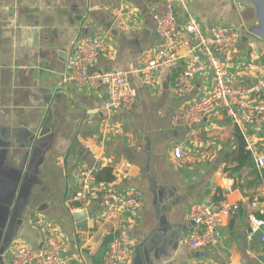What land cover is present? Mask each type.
<instances>
[{
  "label": "crops",
  "instance_id": "1",
  "mask_svg": "<svg viewBox=\"0 0 264 264\" xmlns=\"http://www.w3.org/2000/svg\"><path fill=\"white\" fill-rule=\"evenodd\" d=\"M188 1L206 34L219 25L239 30L229 83L250 88L264 80V0ZM174 8L179 60L147 86L140 71L163 44L155 18L169 13L167 0H0V206L11 198L15 178L20 204L5 264H12L16 244L38 249L49 232L64 240L63 257L71 264H102L115 234L131 244L127 264H264L262 232L251 223L252 216L264 220V171L253 156L264 155V124L247 127L244 138L218 108L194 128L176 125L175 115L208 96L214 78L199 74L190 93L175 96L194 40L180 5ZM94 38L108 42L97 71L123 70L138 93L129 112L100 114L104 89L64 84L73 45ZM256 98L264 101V92ZM248 144L255 150L249 160L241 151L244 145L249 152ZM175 148L187 156L175 159ZM79 163L95 173L86 204L94 228L85 231L72 209ZM107 192H142L144 207L105 221L101 197ZM224 200L238 209L215 243L191 248L199 228L190 207Z\"/></svg>",
  "mask_w": 264,
  "mask_h": 264
},
{
  "label": "built area",
  "instance_id": "2",
  "mask_svg": "<svg viewBox=\"0 0 264 264\" xmlns=\"http://www.w3.org/2000/svg\"><path fill=\"white\" fill-rule=\"evenodd\" d=\"M169 13L157 16V33L163 44L152 54L141 69L142 79L147 86H154L157 72L173 66L178 62L177 33L178 17L174 12L175 4H179L186 17V35L194 40L191 50L192 63L177 79L173 92L177 97L190 93L194 86L192 80L199 74L210 72L214 78V89L202 100L194 101L175 115L177 126L194 128L207 114L222 109L231 118L233 124L246 138L247 127L264 124V101L256 97L264 92V80L259 79L250 88L231 85L228 81V60L236 51L241 40L238 29L229 26H215L210 34H206L198 21L190 14L188 0H167ZM108 42L102 38L78 39L72 48V56L68 62L64 84H72L81 90L106 91V98L99 110L107 112H129L136 104L138 93L131 85L129 76L120 69L97 71L100 57L107 48ZM250 154L255 150L248 144ZM174 158L180 160L187 156V151L175 148ZM254 156L255 165L260 172L264 171V155ZM94 170L85 163L76 167L78 190L74 194L72 206L74 212L86 211L94 187ZM142 192L119 195L107 192L101 197L104 209V220L111 221L122 214L138 213L144 207ZM258 198H254L252 206L257 208ZM238 209L235 204L224 200L217 204H194L190 207L189 218L199 233L192 237L193 249H206L215 243L217 233L224 227L225 220ZM252 226L262 232L264 242V220L255 216L251 218ZM64 240L47 233L40 248L35 249L24 244H16L13 249L12 264H71L64 259ZM131 244L123 234L113 235L107 255L102 264H127L131 257ZM194 264H207L198 261Z\"/></svg>",
  "mask_w": 264,
  "mask_h": 264
},
{
  "label": "water",
  "instance_id": "3",
  "mask_svg": "<svg viewBox=\"0 0 264 264\" xmlns=\"http://www.w3.org/2000/svg\"><path fill=\"white\" fill-rule=\"evenodd\" d=\"M16 181L13 183V194L11 198L4 202V205L0 206V264H5L4 256L8 247L10 246L11 242L15 237L14 232L16 230L17 218L19 216V209L20 204H16V195H17V182L18 180L15 178ZM14 209V210H13ZM13 212V214H12ZM9 213L12 214L10 226L7 227L5 225V219L9 216ZM18 213V214H17ZM92 217V212L90 210L77 212L74 214V218L78 223V228L81 231H85L88 227L94 228V221L88 222L87 219ZM6 227V231H5Z\"/></svg>",
  "mask_w": 264,
  "mask_h": 264
},
{
  "label": "trees",
  "instance_id": "4",
  "mask_svg": "<svg viewBox=\"0 0 264 264\" xmlns=\"http://www.w3.org/2000/svg\"><path fill=\"white\" fill-rule=\"evenodd\" d=\"M241 151H243V158L249 160L251 158L250 152L245 151V146L241 145Z\"/></svg>",
  "mask_w": 264,
  "mask_h": 264
}]
</instances>
